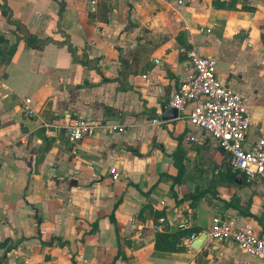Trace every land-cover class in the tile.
Instances as JSON below:
<instances>
[{
  "label": "crops",
  "instance_id": "0c3cea01",
  "mask_svg": "<svg viewBox=\"0 0 264 264\" xmlns=\"http://www.w3.org/2000/svg\"><path fill=\"white\" fill-rule=\"evenodd\" d=\"M179 1L0 0V264H264L230 241L155 248L166 227L198 239L217 212L264 234V179L229 173L192 105L163 120L159 103L189 76L192 40L243 96L248 143L263 136L264 0ZM78 117L106 126L75 143L44 126Z\"/></svg>",
  "mask_w": 264,
  "mask_h": 264
},
{
  "label": "built area",
  "instance_id": "2783aa9c",
  "mask_svg": "<svg viewBox=\"0 0 264 264\" xmlns=\"http://www.w3.org/2000/svg\"><path fill=\"white\" fill-rule=\"evenodd\" d=\"M179 3L183 4L184 1L180 0ZM190 42L192 45L186 50L190 74L171 97L169 106L176 108L180 113L192 105L188 115L189 122L207 132L217 146L227 154L231 170L243 175L247 182L263 180L264 135L248 143L247 135L252 120L243 96L220 79L217 60L205 55L192 40ZM21 107L23 113L29 117L38 115L31 97H26ZM153 123H160V119H153ZM44 126L56 130L58 134L63 133L70 142L75 143L94 135L98 129L106 125L97 119L78 117L56 124L45 123ZM108 127L111 132L126 131L125 127L120 125ZM189 140L198 139L191 137ZM111 173L113 179L118 180L120 175L118 170L112 168ZM155 228L162 227L157 225ZM197 237L193 234L187 238L186 244L190 245ZM207 239L230 241L245 253L264 261V234L248 226H239L235 218L229 214L217 212L213 215Z\"/></svg>",
  "mask_w": 264,
  "mask_h": 264
},
{
  "label": "trees",
  "instance_id": "16d2710c",
  "mask_svg": "<svg viewBox=\"0 0 264 264\" xmlns=\"http://www.w3.org/2000/svg\"><path fill=\"white\" fill-rule=\"evenodd\" d=\"M0 8L3 9L4 15L8 17L9 20H11L10 15H8V11H6V5L3 3H0ZM37 37L35 36H29L28 37V43L29 45H34L37 42ZM16 50V45L11 47L8 51V54L11 56ZM229 173H231V169L229 170ZM181 172H179V176H181ZM180 179V178H178ZM193 199H198L203 196V193H194L191 194ZM201 230L197 228H185L181 227L178 231L171 232L169 230V227H166V229L162 232H158L156 234V240H155V248L158 251H165V252H174V251H182L185 249L184 241L187 238H190L193 234H198Z\"/></svg>",
  "mask_w": 264,
  "mask_h": 264
},
{
  "label": "water",
  "instance_id": "95a60500",
  "mask_svg": "<svg viewBox=\"0 0 264 264\" xmlns=\"http://www.w3.org/2000/svg\"><path fill=\"white\" fill-rule=\"evenodd\" d=\"M159 103L162 105L161 109L164 112L162 116L163 120L177 119L179 117V111L176 108L170 107L169 109L166 110V106H168L170 103L169 98L161 96ZM206 239H207V233L204 232L201 237L193 241L192 247L199 248Z\"/></svg>",
  "mask_w": 264,
  "mask_h": 264
},
{
  "label": "rangeland",
  "instance_id": "374dc122",
  "mask_svg": "<svg viewBox=\"0 0 264 264\" xmlns=\"http://www.w3.org/2000/svg\"><path fill=\"white\" fill-rule=\"evenodd\" d=\"M211 170L213 171V166L212 165H211ZM212 171H211V173H212ZM208 174H209V172H208ZM207 181L208 182H207L206 186L209 188V189L208 188L207 189L209 191H211V192H215L217 190L218 185H221V173L220 174H216L214 177L209 176ZM204 189H206V188H204Z\"/></svg>",
  "mask_w": 264,
  "mask_h": 264
}]
</instances>
